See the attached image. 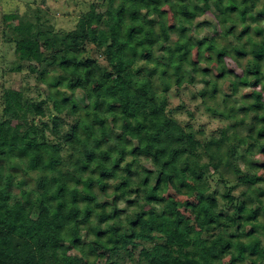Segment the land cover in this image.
<instances>
[{
	"label": "trees",
	"instance_id": "16d2710c",
	"mask_svg": "<svg viewBox=\"0 0 264 264\" xmlns=\"http://www.w3.org/2000/svg\"><path fill=\"white\" fill-rule=\"evenodd\" d=\"M258 2L98 0L62 34L40 10L6 24L9 70L25 68L66 110L49 127L45 100L2 90L0 264H264V101L236 107L233 97L264 93ZM173 86L227 124L204 135L190 109L196 123H179ZM180 197L190 216L177 220ZM140 240L150 247L135 251Z\"/></svg>",
	"mask_w": 264,
	"mask_h": 264
},
{
	"label": "rangeland",
	"instance_id": "374dc122",
	"mask_svg": "<svg viewBox=\"0 0 264 264\" xmlns=\"http://www.w3.org/2000/svg\"><path fill=\"white\" fill-rule=\"evenodd\" d=\"M97 1L98 0H0V96L2 94L3 89H14L21 90L24 94V98L30 100L34 99L36 101L45 100V115L41 120L46 122L49 127H51L52 125V116L63 117L65 115L66 106L55 95H52L47 99L45 97L42 87H40L39 90L35 89L36 80L33 75H29L28 71L25 68H23L20 72H12L9 70V66L16 62V58L13 53L14 44L8 42L12 35L10 29L6 26V24L17 22L16 17L18 16L32 17L34 16V14H36L38 10H40L39 14L42 16V19H46V22L53 26V29L55 31L62 34L66 31L72 30L77 20L79 19V16L82 13L89 11V5ZM263 2L264 0L258 2L256 7L254 8V14L257 12V10H260V8H262ZM213 9L219 10L220 6L218 5V7H216L213 5ZM89 16H91L92 20L97 19V17L94 16L92 13H89ZM208 17L212 16L209 15ZM166 18L159 20L157 23V28L161 33V38L163 39H165L168 33L167 28L169 24V18ZM259 19L263 21L262 17H259ZM238 21L240 20H238L235 15L227 17V22H237V24L240 25ZM247 21L250 23L251 26L255 24V22L251 19H248ZM260 24L263 25L264 23L260 22ZM211 32L215 31L212 30ZM192 53L194 54L195 51H193ZM91 55L93 57H96L101 64H105L98 53L92 52ZM231 66L235 65L232 63ZM211 70L213 73H216L213 61L211 62ZM99 84L100 82L98 80H93L88 83V88L89 90L94 91ZM253 91V89L248 87H240L237 94L233 96L235 97L234 99H236L237 101L236 107L246 106L251 103H257L256 101L258 100L264 101V93H259L258 90H256L255 92ZM256 93L259 94V97H257ZM75 96L78 99L82 97V92L80 89H77L75 91ZM167 96L169 101L168 113L172 115L182 125L185 124L187 121H193L195 123V120L200 121L205 125L203 128V132L204 135H206L213 132L216 133V128L225 126L227 124L226 119L209 114L204 109L203 105L200 103L199 98L192 97L186 88H181L179 91H177L176 88L173 86L167 92ZM181 101L185 103V106H180ZM113 103V101L110 102V104ZM108 105L109 103L105 104L103 106L104 109H107ZM1 109L2 105L0 98V116ZM186 109H190L191 111L197 112L195 113V120L189 118ZM31 118H33V116L29 115V119ZM34 119L36 120V123H39L38 117H34ZM87 130L88 134L92 137L93 141H95L91 130L89 128ZM244 131L245 130L241 129V134H245ZM46 134L53 140V135L49 132V130L46 131ZM146 149L147 147H144V150ZM61 153L63 157H67L66 151H63ZM261 161V157H258L256 159L257 163ZM141 164L144 168H151V165L146 161H143ZM259 175L261 176V178H264V174L262 172ZM191 197L192 196H189L188 199ZM185 200L186 199L184 197H180L177 200L180 205V208L178 209L179 216L177 217V220H179V218H184L185 216H190V211L185 207ZM141 206V208L144 209L145 203H141ZM119 208L124 210L125 203H120ZM228 232L233 233L235 232V229H230L228 230ZM244 232L249 233V229L247 227H244ZM262 239L264 241V237ZM139 242L140 243H138V246L135 248V251H138L142 246L150 247L147 242L141 240ZM70 253L73 254L75 253V251L71 249ZM100 259L101 261H103L104 257L101 256Z\"/></svg>",
	"mask_w": 264,
	"mask_h": 264
}]
</instances>
